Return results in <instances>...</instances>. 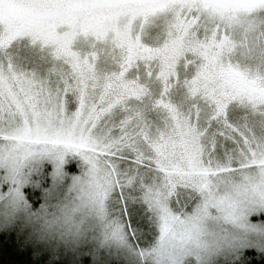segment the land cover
<instances>
[{
    "label": "snow or ice",
    "instance_id": "snow-or-ice-1",
    "mask_svg": "<svg viewBox=\"0 0 264 264\" xmlns=\"http://www.w3.org/2000/svg\"><path fill=\"white\" fill-rule=\"evenodd\" d=\"M0 264H264V0H0Z\"/></svg>",
    "mask_w": 264,
    "mask_h": 264
}]
</instances>
